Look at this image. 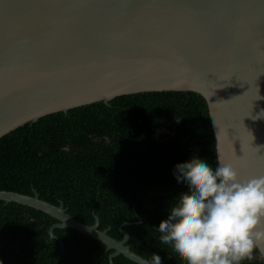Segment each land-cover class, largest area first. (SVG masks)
Listing matches in <instances>:
<instances>
[{"label":"water","instance_id":"95a60500","mask_svg":"<svg viewBox=\"0 0 264 264\" xmlns=\"http://www.w3.org/2000/svg\"><path fill=\"white\" fill-rule=\"evenodd\" d=\"M195 91L218 154L241 180L264 175V0H0V138L29 122L128 94ZM140 263L115 239L34 195L0 190ZM264 257V253H261Z\"/></svg>","mask_w":264,"mask_h":264},{"label":"trees","instance_id":"16d2710c","mask_svg":"<svg viewBox=\"0 0 264 264\" xmlns=\"http://www.w3.org/2000/svg\"><path fill=\"white\" fill-rule=\"evenodd\" d=\"M158 129L167 134L156 137ZM199 156L215 169L218 142L206 97L195 91L118 96L29 122L0 138V190L34 195L96 223L151 261L183 264L160 240L167 209L187 191L175 166ZM43 210L0 199V264H140ZM171 256V258H169ZM252 261L264 264L259 250Z\"/></svg>","mask_w":264,"mask_h":264},{"label":"clouds","instance_id":"9594fccd","mask_svg":"<svg viewBox=\"0 0 264 264\" xmlns=\"http://www.w3.org/2000/svg\"><path fill=\"white\" fill-rule=\"evenodd\" d=\"M217 164L193 156L175 166L187 191L158 230L183 264H242L264 253V175L241 180L231 163L217 156ZM151 264L162 258L153 253Z\"/></svg>","mask_w":264,"mask_h":264},{"label":"rangeland","instance_id":"374dc122","mask_svg":"<svg viewBox=\"0 0 264 264\" xmlns=\"http://www.w3.org/2000/svg\"><path fill=\"white\" fill-rule=\"evenodd\" d=\"M167 134V131L164 130V129H158L157 132H156V136L158 138H161L163 135Z\"/></svg>","mask_w":264,"mask_h":264},{"label":"flooded vegetation","instance_id":"af4514ba","mask_svg":"<svg viewBox=\"0 0 264 264\" xmlns=\"http://www.w3.org/2000/svg\"><path fill=\"white\" fill-rule=\"evenodd\" d=\"M157 137V136H156Z\"/></svg>","mask_w":264,"mask_h":264}]
</instances>
